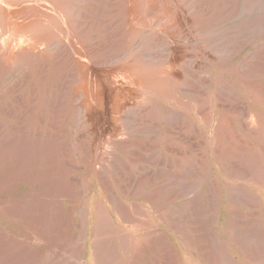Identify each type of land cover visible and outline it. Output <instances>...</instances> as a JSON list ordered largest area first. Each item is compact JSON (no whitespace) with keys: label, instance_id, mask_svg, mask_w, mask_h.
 Returning a JSON list of instances; mask_svg holds the SVG:
<instances>
[{"label":"rangeland","instance_id":"374dc122","mask_svg":"<svg viewBox=\"0 0 264 264\" xmlns=\"http://www.w3.org/2000/svg\"><path fill=\"white\" fill-rule=\"evenodd\" d=\"M0 264H264V0H0Z\"/></svg>","mask_w":264,"mask_h":264},{"label":"bare ground","instance_id":"6f19581e","mask_svg":"<svg viewBox=\"0 0 264 264\" xmlns=\"http://www.w3.org/2000/svg\"><path fill=\"white\" fill-rule=\"evenodd\" d=\"M12 1V0H11ZM21 1V0H20ZM50 1V0H49ZM15 3H17V1L15 2ZM32 5V4H31ZM48 5V4H47ZM143 6V5H142ZM146 6H147V4H146ZM5 7V6H4ZM3 7V8H4ZM10 7V6H9ZM16 7V6H15ZM17 8V7H16ZM30 10V9H29ZM27 11V10H26ZM68 11V10H67ZM141 11V10H140ZM140 15V14H139ZM67 16H68V14H67ZM165 17V16H164ZM5 18V17H4ZM24 18V17H23ZM42 21H44V20H42ZM162 21V20H161ZM53 24V23H52ZM172 24V23H171ZM44 26V25H43ZM56 26V25H55ZM39 27V26H38ZM49 28V27H48ZM51 28V27H50ZM46 29V28H45ZM53 29V28H52ZM59 29V28H58ZM32 30V29H31ZM40 30H41V28H40ZM36 31V30H35ZM2 34V33H1ZM12 34V33H11ZM31 34V33H30ZM34 34H35V32H34ZM55 34V33H54ZM59 34V33H58ZM26 35V34H25ZM36 35L37 36H40V37H43V35L41 36V35H38L37 33H36ZM45 35V34H44ZM27 36V35H26ZM20 37V36H19ZM7 38V37H6ZM22 38V37H21ZM24 38V37H23ZM22 38V39H23ZM32 38V37H31ZM30 38V39H31ZM50 38V37H49ZM38 39V38H37ZM3 40V39H2ZM5 40V39H4ZM10 40V39H9ZM19 40V39H18ZM27 40V39H26ZM33 40V39H32ZM35 40V39H34ZM39 40V39H38ZM8 41V40H7ZM17 40H15V42H16ZM12 42V41H11ZM21 42V41H20ZM32 42V41H31ZM36 42H38V41H36ZM48 42V41H47ZM6 43V42H5ZM9 43H10V41H9ZM13 43V42H12ZM39 43V42H38ZM28 44H29V42H28ZM11 45V44H10ZM5 47V46H4ZM8 47V46H7ZM84 48H86V47H84ZM15 51V50H14ZM94 61V60H93ZM92 61V62H93ZM102 64V63H101ZM124 67V66H123ZM126 71V70H125ZM145 71V70H144ZM150 72V71H149ZM154 72H156V71H154ZM144 73V72H143ZM157 73V72H156ZM128 75V74H127ZM145 76V75H144ZM162 76H164V75H162ZM142 78V77H141ZM145 78V77H144ZM146 79V78H145ZM166 79H167V77H166ZM125 80V79H124ZM169 82V81H168ZM157 83V82H156ZM158 83H160V82H158ZM156 89H159V88H156ZM147 90H148V88H147ZM153 90V89H152ZM115 92V91H114ZM168 92V91H167ZM166 92V93H167ZM170 93V92H169ZM160 94H161V92H160ZM113 95V94H112ZM165 95H168V94H165ZM170 95V94H169ZM173 95V94H172ZM111 97V96H110ZM146 97V96H145ZM118 100V99H117ZM110 101V100H109ZM147 102V101H146ZM113 103V102H112ZM110 104V103H109ZM114 105V104H113ZM112 107V106H111ZM148 107V106H147ZM117 108V107H116ZM132 108V107H131ZM113 111V110H112ZM135 111V110H134ZM144 111V110H143ZM120 112V111H119ZM131 112V111H130ZM127 113V112H126ZM134 113V112H133ZM113 114V113H112ZM115 114V113H114ZM129 114V113H128ZM134 116V115H133ZM140 116V115H139ZM249 116V115H248ZM246 118V117H245ZM253 118V117H252ZM118 119V118H117ZM253 122V121H252ZM133 124V123H132ZM118 126V125H117ZM117 129V128H116ZM124 136V135H123ZM101 141V140H100ZM103 141V140H102ZM119 143V142H118ZM124 144V143H123ZM105 146V145H104ZM108 146V145H107ZM110 147V146H109ZM96 151V150H95ZM98 154V153H97Z\"/></svg>","mask_w":264,"mask_h":264}]
</instances>
